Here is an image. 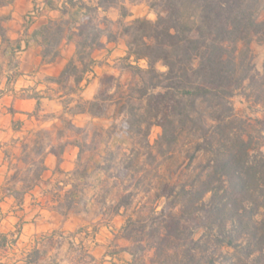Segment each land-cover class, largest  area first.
Returning <instances> with one entry per match:
<instances>
[{
	"label": "trees",
	"instance_id": "16d2710c",
	"mask_svg": "<svg viewBox=\"0 0 264 264\" xmlns=\"http://www.w3.org/2000/svg\"><path fill=\"white\" fill-rule=\"evenodd\" d=\"M12 2L0 0V8ZM45 3L61 17L50 19L33 33L42 48L43 62L56 61L68 33V40L78 38L76 59L67 64L58 78L47 81L61 85L73 80L69 90L75 95L78 89L83 90L86 75L93 73L96 62L92 52L102 47V37L106 36L109 42L118 39L116 32L101 27L100 12L106 13L121 2L45 0ZM152 5L163 8L166 15H159L155 22L136 19L126 30L129 40L125 59L135 57L137 63L146 60L148 67L129 65L139 83L122 92L121 102H117L121 106L119 111L127 110L133 117H139L134 114L132 103L140 101L142 106L146 101L147 108L141 117L163 125L161 147L171 149L184 133H189L203 141L194 144L192 160L205 153L208 163L191 184L179 188L174 185L167 191L168 204L158 216L151 215L145 221L133 220L131 216L125 219L121 237L131 245L107 255L115 258L128 252L132 260L127 264H226L217 256V250L208 248L214 246L231 253L227 264H264V152L260 151L264 147V119L249 124L236 114L233 105L237 91L244 95L247 88L253 90L257 78L264 85V72H257L249 59L250 43L264 32V21L259 19L264 0H160ZM120 9L122 18L130 16L124 6ZM8 19L0 15V40L8 48L10 70H17L16 56L22 45L20 40L8 37L4 27ZM104 20L109 21L106 17ZM158 64L167 65L170 71H158ZM17 76L15 72L8 76L7 84ZM117 86L123 89L121 84ZM156 89L161 91L155 93ZM12 92L15 97L21 93V99H35L36 115L41 112L42 99H52L51 95L32 89ZM4 94L0 89V98ZM70 94L64 92L60 96L65 97L64 114H87L94 118L101 115L97 113L99 97L91 101L81 99L69 108L73 104ZM253 101L256 105L262 103L259 95ZM203 104H208L207 110H200ZM9 112L15 110L10 108ZM144 121L137 119L136 123ZM71 144L79 148L78 159L83 158L89 146L80 141ZM37 147H41L38 141L34 148L26 144L23 150L36 153ZM52 151L57 156L62 153ZM45 155V149L39 153L37 182L43 181L47 171ZM126 168L131 169L132 163ZM208 193L211 196L206 200ZM8 195L22 204L25 192L9 190ZM131 203L129 194L107 209L101 208L95 216L110 224L116 217L125 216ZM67 207L71 210L72 204ZM85 211L91 213L87 207ZM94 231L84 227L70 235L79 232L85 234V239L94 240ZM81 244L87 264H103L88 250L89 245L85 249L83 241ZM40 258L41 253L34 251L29 264H36Z\"/></svg>",
	"mask_w": 264,
	"mask_h": 264
},
{
	"label": "clouds",
	"instance_id": "9594fccd",
	"mask_svg": "<svg viewBox=\"0 0 264 264\" xmlns=\"http://www.w3.org/2000/svg\"><path fill=\"white\" fill-rule=\"evenodd\" d=\"M132 11L135 15L129 20L144 15L151 20L158 18L155 11L147 8L142 12L134 8ZM105 15H109L112 20L118 19L114 11L105 13L101 10L100 17ZM130 62L137 63L135 57ZM139 66L147 68V61L144 60V64ZM157 70L163 73L170 71L167 65H157ZM69 83L71 85V81ZM160 91L156 89L155 93ZM81 99L91 100L93 96L78 89L69 108ZM146 108L145 101L141 111ZM192 118L195 119V115ZM131 121V113L127 110L118 111L115 105L103 117H87L84 123L78 124L85 125V133L80 138L89 146L83 158H64V162L59 164L63 171L52 175L58 161L56 156L49 154L44 161L49 167L44 179H50L51 183L41 184L39 190H31L22 204L15 196L4 195L3 203L0 204V231L4 235H15H8L7 246L0 248V264H29L30 254L36 250L41 253L36 264H87L81 242L85 249L88 245H95L91 239H85V234L76 232L70 235L75 229L65 226L64 222L69 217L86 216L95 223V219H99L95 217L97 211L107 209L129 194L132 203L124 219L131 216L136 220L137 216L146 214L158 216L160 209H165L168 204L167 191L174 186L189 163L193 164L195 170H189L183 180L195 179L199 171L195 164L200 161L192 160L195 154L193 144L202 143V140L198 141L194 136L184 133L174 151L160 154L157 144L165 135L163 125L153 120L141 122L137 128H133ZM49 151L50 148L45 149V152ZM260 151L264 152V147ZM149 153L155 158L150 160ZM130 162L132 168L127 169L126 165ZM203 163L207 164L208 160ZM16 187L20 189L23 184L19 183ZM68 203L72 204L71 210L67 207ZM85 207L91 214L85 211ZM133 211L136 215H133ZM61 213H67V216ZM13 240L16 243L13 244ZM122 255L125 260H132L128 252Z\"/></svg>",
	"mask_w": 264,
	"mask_h": 264
},
{
	"label": "rangeland",
	"instance_id": "374dc122",
	"mask_svg": "<svg viewBox=\"0 0 264 264\" xmlns=\"http://www.w3.org/2000/svg\"><path fill=\"white\" fill-rule=\"evenodd\" d=\"M120 6H124L127 11L129 12L130 16L127 18L121 17V9L120 6L110 8L106 13H110L114 11L118 15L117 20L110 19L109 15H105L102 18L100 17V20L103 24L104 28H107L109 30H113L117 33V41H108L107 37L104 36L102 41V47L100 49H95L92 52V56L95 58L96 62L98 63L96 66V76H93L92 73H90V94H93L94 99L96 97H99V105L100 108L97 109V113L101 114L99 117L105 116L107 112L111 110L113 105L117 106V110L119 111L120 105H117V102H121V94L122 92H125L128 90L130 86H135L139 83V78L134 75L132 70L129 68V65H135L139 66V64H144V60L140 61L139 63L133 64L130 61L126 60L128 53V47L127 42L129 40L128 35L126 34V30L128 27H130L134 20L136 19H143L150 22H155L158 20L159 15L165 16L166 11L161 7H153V3H158L160 0H119ZM40 6L42 10L39 12L38 16L42 14L43 10L47 7L45 0H38L37 3H35V6ZM34 6V7H35ZM33 7V8H34ZM137 9L138 12L144 11L145 8H147L149 11H155L157 14L156 20L148 19L147 15L144 16H137L134 19H130V17H133L135 14L133 13L132 9ZM31 12V11H30ZM29 12V13H30ZM37 16V17H38ZM104 17L108 18V22L104 20ZM259 19L261 21H264V10L260 12ZM56 20V19H55ZM127 21V22H126ZM26 22L28 25L29 23L27 20ZM35 22V21H34ZM33 23V22H32ZM33 25V24H31ZM70 33H68L65 37V39H68ZM78 38L75 37L72 42L77 43ZM70 41V40H68ZM77 45V44H76ZM241 48V45H240ZM77 51V48L75 49ZM249 59H251V62L257 72L260 74H263L264 72V32L259 34L257 37L253 39V41L249 45ZM62 49L60 48V55L56 59V61L61 57ZM2 60L0 56V61ZM54 61L53 63H55ZM52 64V63H51ZM162 65V64H158ZM141 67V66H139ZM143 68V67H141ZM145 69V68H143ZM121 84L123 86V89H118V86ZM62 89L65 93H72V91L69 90V87L71 86L69 82H63L61 84ZM247 86V85H245ZM253 90L251 88H247L244 95H241V91H237V96L233 98V105L235 108L236 114L246 120L249 124H256V119H264V85L262 82L257 78L254 85ZM114 90V91H113ZM71 96L73 94H70ZM259 95V98L261 99L262 103L259 105H256L254 103V99ZM11 97V96H10ZM73 98L75 95L72 96ZM118 97V99H117ZM93 99V100H94ZM85 100V99H84ZM11 98H4L2 101H0V113L1 114H9V109L13 108L10 105ZM79 101V100H78ZM91 101V100H89ZM145 103V102H144ZM144 103L142 106H144ZM142 103L140 101H134L132 103V106L134 108V114L139 115L135 117L132 116V121L130 122L133 128H137L139 123H136V120H142L144 121L145 117H141L143 115V111H141ZM200 110H207L208 104H203L200 106ZM43 109V108H42ZM32 115L35 117L32 120H26L25 126L26 129H44L43 133L39 136L38 142L41 144V147L36 148V153H33L30 150H27L25 154H21L19 150L12 151L13 154L16 156H20L19 159H15L10 157V155L4 152L7 151V149H2L0 152V188H4L0 190V204L3 203L4 195L9 193V190H14L18 192H25L23 202L25 199V196L33 189L39 190L41 187V184H49L51 183V180H45V173L43 174V181L37 182L35 180L36 173L38 170V164L39 160L37 158L39 157V153L42 152L44 149H46L49 145V142L56 141V146L53 147L54 150L61 151L64 147V145L74 142V141H80L83 142V140L80 138L82 134L85 133V125H78L80 123H84L87 117L94 118L90 115H84V116H78L75 119H70V115H64L62 114L58 120L53 119L54 115L53 113H48L45 109L42 110V112H39L37 115L35 112L32 113ZM58 116V115H55ZM39 117V118H38ZM96 117V118H99ZM17 119H22L21 117L17 116ZM3 127L7 128L11 125L10 117L7 116L6 119L3 118ZM189 134V133H188ZM3 136V135H2ZM0 135V137H2ZM21 136V135H20ZM4 138V137H3ZM86 139V137H85ZM181 140V139H180ZM180 140L178 143L172 147L171 149L166 146H162L157 144V151L160 154H167L168 152L174 151L177 145L180 143ZM48 142V143H47ZM194 146V144H193ZM34 148V146H32ZM135 151V149H133ZM155 157L149 153V159H154ZM207 159V155L205 153L198 154L195 161H200L199 163L195 164V168H198L199 171L195 177V179L199 176L201 173L205 163H203L204 160ZM33 162L35 165H33ZM58 170V169H57ZM56 170V172H57ZM189 170H195L192 163H189L187 168L184 170V172H181L180 178L177 180V182L174 184L178 188L182 185L191 184L194 180H188L184 181L183 176L187 174ZM179 171V170H178ZM54 175V174H53ZM22 183L23 187L20 189H17L16 185ZM47 193H45L46 195ZM211 195L207 196L206 200H209ZM162 209V208H161ZM160 209V210H161ZM143 211V209H141ZM91 214V213H90ZM62 216H67V214H61ZM133 215H136V212L133 211ZM151 215H140L137 216V218H141L142 220H147ZM96 217V216H95ZM95 219V218H94ZM153 219V218H152ZM155 220V219H154ZM65 226L68 228H74L75 231L79 230L80 228L88 227L90 232H95L96 234L94 236L93 244L89 245L90 249L92 250L94 256L97 258L99 262H103L105 264V261H108V264H127V260L124 259V256L122 255L124 252L120 253L118 256H115V258H112L111 256H108L107 254H111L115 252L116 250H120L122 248H128L131 243L122 239L121 237V228L125 223L124 216H118L116 217L110 224L100 222L99 219H95V223H93L91 220H88L86 216H74L69 217L65 222ZM2 227V226H0ZM22 230V229H20ZM8 235H15L14 233H9ZM8 235H4L2 231H0V248L6 247L8 244ZM6 238V239H5ZM19 239V237H17ZM3 242V245H2ZM12 243H16L15 240L12 241ZM209 249L217 250V256L220 257V260L223 262H226L230 258V254L228 253L227 249H216L214 246H209ZM101 252H103V255H101ZM46 254V253H45ZM108 258H111L110 260Z\"/></svg>",
	"mask_w": 264,
	"mask_h": 264
},
{
	"label": "crops",
	"instance_id": "0c3cea01",
	"mask_svg": "<svg viewBox=\"0 0 264 264\" xmlns=\"http://www.w3.org/2000/svg\"><path fill=\"white\" fill-rule=\"evenodd\" d=\"M37 1L38 0H13L11 4L0 8V15L9 18L4 23L8 37L13 41L20 40L22 45L21 51L16 56L18 68L17 70H10L8 48L6 45H3L0 40V56L2 58L0 61V89L5 91V94L0 98V101L4 98H11L9 107L12 106L15 110V113L9 112V114L0 115V135H3L0 137V152L2 149L6 148L7 151L4 153H8L10 157L15 159H19L21 154H25V151L23 150L24 145L27 144L29 147L34 146L35 142L39 140V136L45 130L36 128L26 129V120H32L35 118V115L33 116L32 113L36 110L37 101L35 99H21L19 98L21 93L18 94V97H15L12 90L15 89L17 92H20L22 89H32L37 92L46 93V95H51L52 99H42L41 112L45 109L48 113L58 115H54L53 117V119L58 120L60 116L64 114L63 100L65 97H60L63 95L64 91L60 84L50 83L47 79L58 78L63 73L67 64L71 60L76 59L77 56V51L75 50L77 48L76 44L72 41H68V39H64L61 45V57L52 64H46L43 62L41 56L42 48L40 43L33 38V33L47 24L50 19H59L61 15L58 11L46 7L42 14L33 20V23H31L33 25H28L26 22L27 15L33 9ZM97 64L98 63L96 62L92 68L93 76H96L97 74ZM14 72L17 73L18 76L12 80V82L7 84L8 76L12 75ZM89 76L90 74L86 75L81 86L83 88L82 91L93 96V94H90L89 92L91 84ZM71 84H73V80H71ZM84 115L87 114H80L71 117L72 119H75L78 116ZM7 116L10 117L11 125L4 128L2 125L3 118L6 119ZM17 116L22 119H17ZM24 118H26V120ZM17 122H21V124L18 125L16 124ZM56 143V141L49 142L47 148H50V151L46 152L44 158L45 161L49 154H53V156L57 157L58 163L56 169L52 171V175H55L56 170L60 169L59 164L64 162V158L67 159L75 156L78 159L79 155V148L71 144V142L64 145L60 156L55 155L52 149L56 146ZM14 150H19L20 156L13 154L12 151ZM45 165L47 167L46 174L49 171V167L46 163ZM60 170L63 171V169ZM1 189L4 188H0V190Z\"/></svg>",
	"mask_w": 264,
	"mask_h": 264
},
{
	"label": "built area",
	"instance_id": "2783aa9c",
	"mask_svg": "<svg viewBox=\"0 0 264 264\" xmlns=\"http://www.w3.org/2000/svg\"><path fill=\"white\" fill-rule=\"evenodd\" d=\"M42 10V8L40 6H35L31 12L27 15V21L29 23H32L33 20H35L39 14V12Z\"/></svg>",
	"mask_w": 264,
	"mask_h": 264
}]
</instances>
